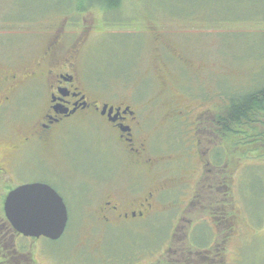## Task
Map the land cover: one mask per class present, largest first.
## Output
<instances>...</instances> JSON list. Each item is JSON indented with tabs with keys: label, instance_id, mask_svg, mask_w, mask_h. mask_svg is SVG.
I'll list each match as a JSON object with an SVG mask.
<instances>
[{
	"label": "rangeland",
	"instance_id": "obj_1",
	"mask_svg": "<svg viewBox=\"0 0 264 264\" xmlns=\"http://www.w3.org/2000/svg\"><path fill=\"white\" fill-rule=\"evenodd\" d=\"M77 1L80 0H0V18L9 13L12 18L32 19L31 31L17 34L25 36L16 35L9 42L1 35L0 53L36 59L51 34L62 26L71 34L92 24L94 33L76 59L79 71L88 81H94L101 98L111 103L130 101L134 109L141 111L143 119L149 121L148 135L158 143L160 159L168 164L162 165L166 169L161 174L174 187L184 177L176 174L174 165L191 155L192 139L183 127L173 128L165 122L170 115L165 104L186 103L196 107L197 115L207 112L215 124L217 119L226 121V103L231 95L261 86L262 0H122L116 14L105 13L97 4L86 7ZM14 8L17 13L13 16ZM190 9L197 10L187 14ZM97 125L82 126L80 134L65 137V145L71 142L72 152L74 148L80 154L74 170L68 165L61 167L65 170L64 183L57 189L67 209V235L56 242H26L28 248L23 252L30 264H154L155 258L170 264L178 245L189 249V264H264V158L241 153L242 157H253L245 160L229 148L220 150L221 168H206L201 181L199 160L188 159V181L193 188L196 185L191 206L182 204L184 195L173 190L162 195L159 213L149 220L128 221L119 228L95 232L93 227L100 225L91 211L106 195H120L137 178L119 148L108 139L106 129ZM187 126L189 130V123ZM198 139L202 145L225 141L212 135H200ZM53 151L48 149L44 156ZM91 153L99 161L96 173ZM100 157L106 160L105 165ZM71 172L74 179H68ZM221 179L222 188L217 187ZM149 181L146 179L142 185ZM206 212L225 222L217 226L209 218L204 221ZM235 214L236 235L225 241L228 223ZM180 218L183 220L177 222ZM189 220L195 227L188 241L181 232L188 230ZM175 225L179 232L172 240ZM217 227L219 233L222 231L220 236L216 235ZM217 242L221 244L218 247ZM211 247L213 252L219 249V255L209 260L196 257ZM17 264H25V259Z\"/></svg>",
	"mask_w": 264,
	"mask_h": 264
},
{
	"label": "flooded vegetation",
	"instance_id": "obj_2",
	"mask_svg": "<svg viewBox=\"0 0 264 264\" xmlns=\"http://www.w3.org/2000/svg\"><path fill=\"white\" fill-rule=\"evenodd\" d=\"M13 10L14 16L17 10L15 8ZM6 14L0 18V37L2 35L11 42L12 38L25 36L17 34L31 31V17L22 20ZM110 16L114 17L113 14ZM63 27L51 34L52 37L36 59L0 53V264H17L25 256L23 250L27 247L26 242L30 244L32 241L45 239L25 238L12 228L4 213L7 196L22 186L41 185L50 188L61 198L57 190L64 178L62 173L65 170L61 167L68 165L74 170L75 165L80 162L79 152L74 148L72 152L71 142L65 145V137L73 133L80 134L79 128L82 126L97 127V124L103 126L108 132V139L119 148V154L136 171L137 177L123 193L120 195L109 193L100 201L98 207L91 211L100 225L99 228L93 227L98 233L107 228H119L128 221L149 220L150 216L159 213L162 195L172 193L173 190L184 195L182 204L191 206L196 197V194L194 195L196 185L193 188L188 181L191 177L187 176L186 172L188 159L195 157L199 160L201 173L198 181H201L206 168L217 170L221 168L220 150L225 151L224 149L229 148L234 155L239 153L238 146L232 149L225 147L226 142L222 137L224 133L221 131L224 121L217 119L213 124V119L205 114L207 112L197 115L196 107L183 102L173 101L172 104H165L170 109V115L165 122L173 128L183 127L185 133L188 135L191 133L192 139L189 146L191 155L182 157V161L179 159L174 165L177 168L176 174L184 177H181L174 187H170L168 185L170 180L164 179L161 174L166 169L162 168V165L168 164L160 159L158 143L146 130L149 121L143 119L141 111L134 109L130 101L111 103L101 98L97 94L99 90L96 89L94 81H88L79 71L76 59L87 38L94 33L93 25L81 27L71 34L63 31ZM162 49L168 52L166 47L162 46ZM200 135L204 138L209 135L216 136L220 142H224L202 145L198 139ZM50 148L54 150L53 154L45 157L46 151ZM90 158L96 165L94 169L96 173L99 161L92 153ZM100 160L104 165L107 163L104 158L100 157ZM74 177L71 172L68 179ZM146 179L150 180L149 183L142 185ZM222 186L221 179L217 187ZM203 217L204 221L209 218L208 220L217 223V226L225 222L224 218L214 217L209 212ZM219 219L221 221L217 222ZM182 220L183 218H180L177 222ZM236 220V214L232 215L225 241L236 235ZM187 223L188 230L181 233L189 241L195 225L190 220ZM217 229L216 235H222V231L219 233V228ZM178 232L179 227L175 225L171 232L172 240ZM65 235L67 226L59 240ZM219 245L221 244L217 242V247ZM29 249L32 250L33 247L29 246ZM40 251L45 254L44 250ZM188 251L187 247L178 245L175 250L176 256L170 260V264H189L186 263L190 256ZM202 252L201 256L196 257L209 260L210 256L216 254L212 247ZM48 257L57 259L53 255ZM153 261L154 264H162L160 258Z\"/></svg>",
	"mask_w": 264,
	"mask_h": 264
},
{
	"label": "trees",
	"instance_id": "obj_3",
	"mask_svg": "<svg viewBox=\"0 0 264 264\" xmlns=\"http://www.w3.org/2000/svg\"><path fill=\"white\" fill-rule=\"evenodd\" d=\"M121 1L122 0H80L77 1V3H81L86 7L97 4L103 7L105 12L112 11L116 13L120 9L119 5ZM259 3L264 4V0L259 1ZM196 10L197 9H190L187 11L189 13H186L191 14ZM223 13L225 16V11H223ZM218 15L220 16V13H218ZM106 18L107 20H115V18L111 19L112 17ZM260 48L261 46L259 49ZM259 83L261 86L257 88L255 86L253 91L230 96L229 102L226 103L227 119L224 121V126L221 128V131L224 133L222 137L225 139L226 144L231 148L238 146L240 157L245 160H253V157L245 158L242 157L241 153L244 154L247 152L257 157V159L264 158V79ZM257 161L263 162L262 160ZM257 170L258 168L256 171ZM27 257L28 256H24L22 259H25V264H30Z\"/></svg>",
	"mask_w": 264,
	"mask_h": 264
},
{
	"label": "water",
	"instance_id": "obj_4",
	"mask_svg": "<svg viewBox=\"0 0 264 264\" xmlns=\"http://www.w3.org/2000/svg\"><path fill=\"white\" fill-rule=\"evenodd\" d=\"M4 213L12 228L25 238L58 241L68 223L63 200L41 185L22 186L12 191L4 202Z\"/></svg>",
	"mask_w": 264,
	"mask_h": 264
}]
</instances>
